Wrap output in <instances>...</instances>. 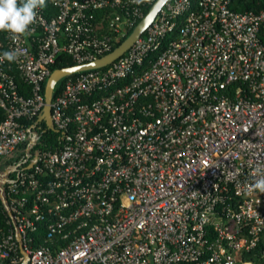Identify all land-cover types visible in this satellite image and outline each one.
Segmentation results:
<instances>
[{"label":"built area","instance_id":"obj_1","mask_svg":"<svg viewBox=\"0 0 264 264\" xmlns=\"http://www.w3.org/2000/svg\"><path fill=\"white\" fill-rule=\"evenodd\" d=\"M155 1L46 0L30 36L0 31V55L22 53L0 62V264H252L264 0H168L123 55L67 77L51 102L59 146L37 148L58 54L106 56Z\"/></svg>","mask_w":264,"mask_h":264},{"label":"water","instance_id":"obj_2","mask_svg":"<svg viewBox=\"0 0 264 264\" xmlns=\"http://www.w3.org/2000/svg\"><path fill=\"white\" fill-rule=\"evenodd\" d=\"M167 1L168 0H156L148 10L147 14L144 16V18L136 25V27L130 33V35L111 53L90 63L74 65L71 67L56 69L52 71L51 75L46 80L44 89L45 105L42 109V114L37 119V122H44L48 130L54 131L51 121V102L53 98V92L57 83L62 79L70 77L74 74L93 69H100L111 64L113 61L123 55V53L127 51V49L144 33L146 28L152 23L157 13L166 4ZM30 143L34 144L35 139L33 138ZM30 167L31 166L29 165L28 168ZM22 264H25V261Z\"/></svg>","mask_w":264,"mask_h":264},{"label":"clouds","instance_id":"obj_3","mask_svg":"<svg viewBox=\"0 0 264 264\" xmlns=\"http://www.w3.org/2000/svg\"><path fill=\"white\" fill-rule=\"evenodd\" d=\"M133 2L140 3L142 0ZM46 6V0H0V31L10 32L13 39L30 36L34 31L31 26L36 23V10ZM21 54L18 50L5 51L0 55V62L3 60L13 62ZM256 176L250 190L264 194V170L257 169Z\"/></svg>","mask_w":264,"mask_h":264},{"label":"trees","instance_id":"obj_4","mask_svg":"<svg viewBox=\"0 0 264 264\" xmlns=\"http://www.w3.org/2000/svg\"><path fill=\"white\" fill-rule=\"evenodd\" d=\"M240 2H241V5H239V8H236V10H238V11H243V10H247V9H255L254 0H241ZM148 10H149V8L145 9V11H144L145 15L147 14ZM132 30L129 32L128 35H130ZM128 35L126 37H128ZM124 40H125V38L122 41H124ZM74 65H75V63L70 59V57L68 55L60 53L56 57L55 63L51 67V70L54 71L56 69L71 67ZM75 76H77V74L70 76V78H74ZM67 79L68 78H64L57 83V85L55 86L54 92H53L54 97L58 93H60L61 88ZM16 82L18 83L19 86H22V84H23L22 81L18 77L16 78ZM45 84H46V81L43 83V86H42V92L43 93H44V89H45ZM43 127H45V126L43 125ZM58 146H59V141H58L57 134L50 131V130H46V132H44L42 134L40 143H39V145H37V148L43 149V150L44 149L54 150ZM5 230H6L5 216L2 212V206L0 203V231H5ZM0 237H1V232H0ZM263 249H264V235H263L261 242L258 245V247L254 251H252L251 253L244 254L242 259L244 261H249L252 264H264V259H262L260 257V253Z\"/></svg>","mask_w":264,"mask_h":264},{"label":"flooded vegetation","instance_id":"obj_5","mask_svg":"<svg viewBox=\"0 0 264 264\" xmlns=\"http://www.w3.org/2000/svg\"><path fill=\"white\" fill-rule=\"evenodd\" d=\"M45 125V124H44Z\"/></svg>","mask_w":264,"mask_h":264}]
</instances>
